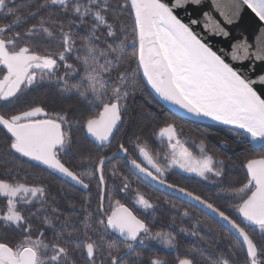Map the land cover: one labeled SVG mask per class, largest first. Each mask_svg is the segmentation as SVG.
Masks as SVG:
<instances>
[{
    "label": "snow or ice",
    "instance_id": "obj_1",
    "mask_svg": "<svg viewBox=\"0 0 264 264\" xmlns=\"http://www.w3.org/2000/svg\"><path fill=\"white\" fill-rule=\"evenodd\" d=\"M200 3L0 0V142L5 145L0 163L8 173L7 178L0 176V198L5 201L0 210V233L20 234L16 242L0 235V264H129L126 257L136 251L137 243L150 240L175 246L172 231H153L117 198L129 193L130 177L115 167L110 178L105 175L114 158L129 155L124 143L111 156L107 152L82 153L77 167L63 159L74 147L73 125H79L100 148L110 147L125 123L128 100L153 92L190 116L227 126L246 153L238 163L243 179L225 189L230 207L238 213L236 219L211 197L203 198L168 181V173L179 169L204 181L223 183L225 162L209 154L203 139L198 144L183 139L175 121L166 122L155 133L160 151L154 153L146 141L136 138L133 151L138 155L125 161L132 175L138 180L146 178L161 190L182 194L230 226L229 236H225L231 245L227 252L213 248L200 234V219L190 228L180 227L179 232L198 237L207 248L196 247V254L186 253L177 264H238L241 255L243 264H264V74L253 78L231 62L264 61V35L254 50L247 43L234 45L229 60L193 27L199 20L184 22L180 18V10ZM233 6L237 11L246 6L264 22V0H234ZM21 8H27L26 14ZM205 18L210 21L204 25L206 30L211 27L214 34H228L208 13ZM37 43L54 45L58 51L41 53ZM53 80L61 95L75 96L89 106L82 119L37 103L19 107L30 90ZM10 162L15 165L9 166ZM26 162H32L27 168L40 173L32 175L39 183H28V171L16 170ZM44 173L83 190L94 184L95 208L86 199L81 212L75 211L74 204L72 211L65 212L50 195ZM133 203L144 211L157 207L139 190ZM77 215L82 217L79 221L73 219ZM177 215L188 218L191 213L184 209ZM34 221L43 226L35 236ZM47 231L53 233L50 241ZM151 264L165 261L152 259Z\"/></svg>",
    "mask_w": 264,
    "mask_h": 264
},
{
    "label": "trees",
    "instance_id": "obj_2",
    "mask_svg": "<svg viewBox=\"0 0 264 264\" xmlns=\"http://www.w3.org/2000/svg\"><path fill=\"white\" fill-rule=\"evenodd\" d=\"M77 77H73L75 80ZM59 88V87H58ZM27 103H37L46 109L61 111L66 110L72 112L77 118L83 117L88 111V105L77 99L75 96L61 95L60 88L56 89L49 87L48 85L34 87L30 90L28 94L22 99L19 107H24ZM127 114L125 116V123L121 128L120 132L117 133L112 140L111 146L107 148H97L94 144L89 142L84 131L79 125H73L71 128L70 135L73 139L74 147L71 153L64 156L63 159L66 163L72 167H77L81 154H87L89 152L96 154L97 152L103 153L107 152L108 155L115 152L119 143H124L129 148L128 159L136 158L137 152L133 151V146L136 143V138L140 137L141 142H147L153 152L160 151L159 141L155 135L160 127H162L166 122L175 121L178 128L186 131V134L197 136L200 141L203 139L209 154L214 155L216 158L221 159L225 162V177L223 178V183H215V187L212 189H199V195L203 198H212V202L219 208L224 210L227 214L232 215L233 218L239 219L238 213L230 207V201L226 194V186L228 184L236 183L243 179L244 173L242 169L238 166V163H242L245 159L246 153L241 145L237 143V137L229 131V129L196 124L190 121L182 120L165 108H163L159 103H157L151 96L137 94L134 99L128 100ZM2 143V142H0ZM0 150L3 148L0 147ZM31 162H26L24 168H19L16 166V170L23 173L25 170L28 171V183H39V180H33L32 175L37 176L40 173L36 172L34 168H27V164ZM15 165V162H10L9 166ZM115 167L120 169L122 175H129V171L120 161H113L106 166L105 175L106 177H111V169ZM0 176L7 178L8 173L6 172V166L0 163ZM23 180V176H21ZM44 183L50 187V195L57 198V203L59 207L65 212L72 211V205H75V211L77 213L81 212V204L84 203L86 199L91 200V208L96 206V187L93 184L90 190L83 191L69 183H63L61 179L57 178L55 174L48 175L43 174L42 177ZM118 183V181H117ZM112 187L111 181L109 182V188ZM117 198H120L119 196ZM5 201L0 198V210H3ZM107 207V202H106ZM27 215V213H25ZM202 216V215H201ZM64 217L61 216V220ZM82 217L77 215L73 219L79 221ZM205 218V217H204ZM205 222L214 230L217 234L219 241H216L215 247L219 250L227 249L231 246L229 241L225 239V236H229V233L225 231L218 224L213 223L208 218ZM58 223V222H57ZM82 227V225H77ZM43 226L38 222H33V235L35 236ZM91 234V233H90ZM4 238L16 242L20 238V234L15 231H9L7 234L0 233ZM53 233L51 231L46 232V237L50 241L52 239ZM83 238V237H81ZM187 251L194 253V249L189 247H184ZM187 251H184L187 253ZM239 251V249H237ZM178 257L185 256L183 253L177 254ZM238 264H243V255L239 257Z\"/></svg>",
    "mask_w": 264,
    "mask_h": 264
},
{
    "label": "flooded vegetation",
    "instance_id": "obj_3",
    "mask_svg": "<svg viewBox=\"0 0 264 264\" xmlns=\"http://www.w3.org/2000/svg\"><path fill=\"white\" fill-rule=\"evenodd\" d=\"M19 2H22V0H18V3ZM21 12L26 14L27 8H21ZM23 29H24V26H21L19 30L23 31ZM37 39L39 40L40 38H37ZM35 46L37 50L41 53L46 52V51H51V52L58 51V49L54 45H50L47 43H37ZM60 71L62 74L63 68H61ZM45 85L59 89L57 86V82L55 80L51 82L45 81L41 84H38L36 87L45 86ZM182 120H185V119H182ZM185 121H189V120H185ZM193 123H196V122H193ZM196 124H200V123H196ZM201 125H205V124H201ZM178 129L182 132L183 139H187L189 142L195 141L197 144L199 143L197 136L186 134V131L182 130L181 128H178ZM0 147L4 148L5 145L3 143H0ZM194 151L198 152V149L194 147ZM111 155L112 153L109 156ZM137 155L138 153L136 154V157ZM127 159H128L127 157L115 158L113 161H120L125 166V161ZM126 168L129 171V166H127ZM129 173L130 174L128 176L130 177L132 187L129 189V193L127 195H125L124 193H121L119 195V197L122 198V202L126 203L141 219H144L152 227L153 231H160V230L172 231L173 234L176 236L174 247H168V246L162 245L161 243L157 241H150V240H145L143 244L137 243L135 245L136 251L130 253L126 257L129 264H131V261L133 260H135L137 264H151V260L157 259V258L165 261V264H177L178 258H184V256L178 257L177 254L179 253L186 254L184 252V251H187L184 248L185 246L192 248V249H195L196 247L207 248V245L204 244L203 241H200L198 237H192L191 235L179 232L180 227H186V228L192 227L193 223L197 219H200L202 221V223L199 225L200 234L205 236V238L210 243H212L213 247H215L216 241H219V243L220 242L222 243V241L219 239V237L214 232V230L205 222L204 212L200 211L198 208L190 204L182 202L178 199H175L171 196H168L152 188L146 182L142 183L141 182L142 180L141 179L138 180L136 175H132V172L130 171ZM167 178L170 183L184 187L188 191H192L198 195H199L200 187L201 189H208V190L215 187V183L204 181L201 178L195 176L194 174L184 173L179 169H173L170 173H168ZM136 190H139L142 194H144L147 198H149L154 204L157 205V207H155L154 209L144 211L138 205H135L133 203V200H134ZM83 191H86V190H83ZM184 209H187L191 213L190 217L184 218L182 216L177 215V212H183ZM173 217H175L176 219L175 224H172ZM207 218L213 223L218 224L208 215H207ZM218 225L222 227L220 224ZM210 228L212 229L211 231L209 230ZM223 229L227 231L225 228ZM211 250L212 249H209V251ZM137 253H139V255H137ZM187 253L196 254L195 252L192 253L190 251H187ZM197 259H201V258L197 255Z\"/></svg>",
    "mask_w": 264,
    "mask_h": 264
},
{
    "label": "water",
    "instance_id": "obj_4",
    "mask_svg": "<svg viewBox=\"0 0 264 264\" xmlns=\"http://www.w3.org/2000/svg\"><path fill=\"white\" fill-rule=\"evenodd\" d=\"M233 3L234 0H201V3L199 5L190 4L187 6L186 10H180L179 12L180 18L184 22H188L191 19L199 20L200 23L194 25L193 27L202 35L206 36L208 43L213 46L214 50H217L222 54H226V58L229 60H230V53L234 45L247 43L251 45L254 50L258 40L261 38L262 35H264V22L259 21V18L255 16V13H253L251 9H248L246 6H242L237 11L234 8ZM217 4L220 5L219 8L216 6ZM205 13H208L213 21L219 23L220 26L228 34L227 35L214 34L212 33L211 27H209L206 30L204 28V25L206 23L210 24V21H208L205 18ZM229 20L231 22H229ZM231 62L236 67L240 68L242 71L247 72L253 78H258L259 75L264 74V61L245 60L243 62H239V61H231ZM149 91L151 90L149 89ZM261 92H264V88H261ZM151 96L163 108H165L167 111H169L170 113H172L177 117L200 124L228 129L227 126L216 124L215 122L209 121L207 119H201L190 116L184 113V111L179 109L177 106L171 105L170 103L162 100L160 97L156 96L154 92L151 94ZM84 134L91 143H93L98 148H100L96 144V142L92 140V138L87 137L85 132ZM140 179L146 182L152 188L198 208L200 211L207 214L215 222L220 224L223 228H225L229 232L230 226L227 225L226 222L221 220L219 217L215 216V214L210 213L209 210L205 209L202 205H199L197 202L190 201L187 197L183 196L180 193L168 192L166 189L161 190L159 185H152L151 182L146 180V178L144 177H141ZM75 187L79 188V186H75ZM231 235L234 236L235 233H232Z\"/></svg>",
    "mask_w": 264,
    "mask_h": 264
},
{
    "label": "bare ground",
    "instance_id": "obj_5",
    "mask_svg": "<svg viewBox=\"0 0 264 264\" xmlns=\"http://www.w3.org/2000/svg\"><path fill=\"white\" fill-rule=\"evenodd\" d=\"M32 163V162H31Z\"/></svg>",
    "mask_w": 264,
    "mask_h": 264
}]
</instances>
